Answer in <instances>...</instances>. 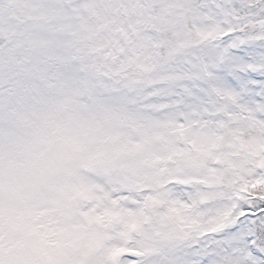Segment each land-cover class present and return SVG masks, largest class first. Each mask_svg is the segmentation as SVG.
Segmentation results:
<instances>
[{
    "label": "snow or ice",
    "instance_id": "obj_1",
    "mask_svg": "<svg viewBox=\"0 0 264 264\" xmlns=\"http://www.w3.org/2000/svg\"><path fill=\"white\" fill-rule=\"evenodd\" d=\"M0 264H264V0H0Z\"/></svg>",
    "mask_w": 264,
    "mask_h": 264
}]
</instances>
